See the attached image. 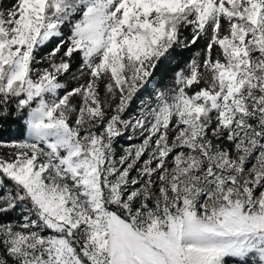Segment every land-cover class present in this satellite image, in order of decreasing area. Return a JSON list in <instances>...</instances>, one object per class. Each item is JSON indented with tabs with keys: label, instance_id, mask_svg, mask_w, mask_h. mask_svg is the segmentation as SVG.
Listing matches in <instances>:
<instances>
[{
	"label": "snow or ice",
	"instance_id": "1",
	"mask_svg": "<svg viewBox=\"0 0 264 264\" xmlns=\"http://www.w3.org/2000/svg\"><path fill=\"white\" fill-rule=\"evenodd\" d=\"M13 121L0 264H264V0H0Z\"/></svg>",
	"mask_w": 264,
	"mask_h": 264
},
{
	"label": "trees",
	"instance_id": "2",
	"mask_svg": "<svg viewBox=\"0 0 264 264\" xmlns=\"http://www.w3.org/2000/svg\"><path fill=\"white\" fill-rule=\"evenodd\" d=\"M51 45H49V48ZM195 46L191 49H176L173 52V56L166 61L163 65L159 67L154 77L151 79L149 85L145 87V89L141 90L140 93L137 94V97L133 100L132 105L129 109L128 115H132L137 111L139 101L146 96V94L150 91V85L155 87H161L166 80H170L172 76V72L178 69L183 65L185 57L189 56L195 49ZM48 49H44L43 51H47ZM17 126V122H10V126L3 131H0V140H10L14 138H18L20 136V132L15 131L14 129ZM125 144L128 145L129 142L124 140ZM119 148V145H116ZM5 220H12L16 218V213L11 212L7 216L3 217Z\"/></svg>",
	"mask_w": 264,
	"mask_h": 264
},
{
	"label": "rangeland",
	"instance_id": "3",
	"mask_svg": "<svg viewBox=\"0 0 264 264\" xmlns=\"http://www.w3.org/2000/svg\"><path fill=\"white\" fill-rule=\"evenodd\" d=\"M194 49L196 50V46H195ZM195 50H194V51H195ZM192 53H193V52H192ZM192 53H191L189 56L185 57L184 62H185L186 60L189 59V57L192 55ZM168 81H169V80H166V81L163 83L162 86L166 85V84L168 83ZM162 86H161V87H162ZM156 88H157V87H155V86H153V85H150V91H149L148 94H146V96H145L144 98H146V97L152 95L153 92H154V90H155ZM144 98H142L141 100H143ZM141 100H140V101H141ZM140 101H139V105H138L139 107H140ZM139 107H138V109H139ZM138 109H137V111H138ZM137 111L134 112L132 115L136 114ZM126 135H128V134H126ZM124 140L128 141V142H129L128 145H130V144H132V143H139V142L142 140V138H140V139H132V140H128V139H126V138H121V139L119 140V143H118V145H119V148H117L118 151H122V147H127V146H128V145L125 144Z\"/></svg>",
	"mask_w": 264,
	"mask_h": 264
}]
</instances>
